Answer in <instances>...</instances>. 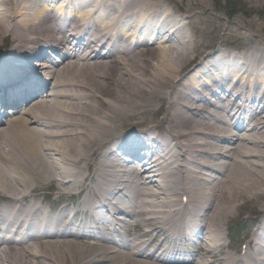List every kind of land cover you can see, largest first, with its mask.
<instances>
[{"label":"bare ground","instance_id":"6f19581e","mask_svg":"<svg viewBox=\"0 0 264 264\" xmlns=\"http://www.w3.org/2000/svg\"><path fill=\"white\" fill-rule=\"evenodd\" d=\"M53 1L0 0V264H264V218L223 240L264 216V41L196 69L207 0Z\"/></svg>","mask_w":264,"mask_h":264},{"label":"rangeland","instance_id":"374dc122","mask_svg":"<svg viewBox=\"0 0 264 264\" xmlns=\"http://www.w3.org/2000/svg\"><path fill=\"white\" fill-rule=\"evenodd\" d=\"M208 9L205 13H201V10H194V13H201L203 26L202 30L199 32L198 36H203L200 40L196 53L194 52L192 58L196 57V54L204 53L206 48L214 46L215 48H223L225 50H242L244 46V40L248 41V37L259 38L264 41V29H253L249 30L247 27L239 26V28L230 29L228 27V21L234 18H255L261 19L264 12L260 10V6L250 0H207ZM175 4L178 7H182L186 4L185 0H176ZM236 10L237 12L233 15L231 13ZM217 21H222L224 24L218 25ZM261 21V20H259ZM230 22V21H229ZM243 34V38L239 34ZM252 213L250 210H246L243 213L244 220L236 225V238L232 241V245L227 248V251L231 253H238L239 249L236 247L240 242H246L247 239L244 238L251 228L247 225ZM244 224V225H242ZM235 226V227H236ZM227 229H224V242H228L229 239L226 238Z\"/></svg>","mask_w":264,"mask_h":264}]
</instances>
